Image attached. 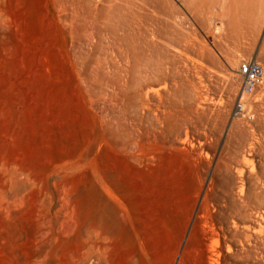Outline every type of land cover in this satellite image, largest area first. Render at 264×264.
<instances>
[{
    "label": "rangeland",
    "instance_id": "1",
    "mask_svg": "<svg viewBox=\"0 0 264 264\" xmlns=\"http://www.w3.org/2000/svg\"><path fill=\"white\" fill-rule=\"evenodd\" d=\"M251 59L264 0H0V264H264Z\"/></svg>",
    "mask_w": 264,
    "mask_h": 264
},
{
    "label": "bare ground",
    "instance_id": "2",
    "mask_svg": "<svg viewBox=\"0 0 264 264\" xmlns=\"http://www.w3.org/2000/svg\"><path fill=\"white\" fill-rule=\"evenodd\" d=\"M249 12V11H248ZM253 12V11H252ZM252 13L250 12V15ZM249 15V14H248ZM255 14H253L254 16ZM251 16V17H253ZM239 20V19H238ZM250 22V21H249ZM241 101V100H240ZM6 110V107H5ZM20 114V110L18 111ZM15 164V163H14ZM16 166V165H15ZM258 209V208H257ZM206 218V217H205ZM262 218V217H261ZM201 219V218H200ZM208 220V219H206ZM211 220V218H210ZM212 221V220H211ZM207 232V231H206ZM93 233V232H91ZM96 234V233H95ZM247 234V233H246ZM92 235V234H91ZM210 238V237H209ZM205 237L203 238V240L199 243V251H195L196 253H194L191 257L188 258V263L187 264H219L221 257L224 256L225 258L228 257L227 252L224 255H221V253L219 251V253H212L210 252L206 247V243H205ZM214 240V239H213ZM93 242V241H92ZM92 244V243H91ZM215 244H219L217 243V241H215ZM93 245V244H92ZM99 245V243H98ZM164 245V244H163ZM212 246V245H211ZM169 247V246H168ZM171 247V246H170ZM221 247V246H220ZM228 247V246H227ZM91 248V246H90ZM229 248V247H228ZM227 248V249H228ZM230 249V248H229ZM215 250V249H213ZM85 251V250H84ZM94 251V250H93ZM92 251V252H93ZM96 251V250H95ZM98 251V250H97ZM170 252V251H169ZM231 252V251H230ZM85 253V252H84ZM181 254H182V249H181V244H178L177 246H175L173 253L171 254V258L168 261V264H183L182 263V258H181ZM247 254V253H246ZM245 256V255H244ZM166 257V253L165 251H163L162 253V259H165ZM230 258V257H229ZM240 263V262H239ZM247 263V262H246ZM230 264V263H228Z\"/></svg>",
    "mask_w": 264,
    "mask_h": 264
},
{
    "label": "built area",
    "instance_id": "3",
    "mask_svg": "<svg viewBox=\"0 0 264 264\" xmlns=\"http://www.w3.org/2000/svg\"><path fill=\"white\" fill-rule=\"evenodd\" d=\"M238 71L242 76L241 93L243 94H250L264 77V67L253 59L241 61ZM242 110L243 104L238 100L234 105V113L238 114Z\"/></svg>",
    "mask_w": 264,
    "mask_h": 264
}]
</instances>
